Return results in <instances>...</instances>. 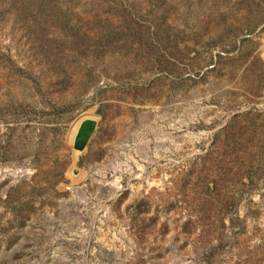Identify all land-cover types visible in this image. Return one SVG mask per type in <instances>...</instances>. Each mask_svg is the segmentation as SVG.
Returning <instances> with one entry per match:
<instances>
[{
	"label": "rangeland",
	"instance_id": "374dc122",
	"mask_svg": "<svg viewBox=\"0 0 264 264\" xmlns=\"http://www.w3.org/2000/svg\"><path fill=\"white\" fill-rule=\"evenodd\" d=\"M0 264H264V0H0Z\"/></svg>",
	"mask_w": 264,
	"mask_h": 264
},
{
	"label": "water",
	"instance_id": "95a60500",
	"mask_svg": "<svg viewBox=\"0 0 264 264\" xmlns=\"http://www.w3.org/2000/svg\"><path fill=\"white\" fill-rule=\"evenodd\" d=\"M95 127H96V120L94 119L87 118L84 121H82L73 139L74 148L77 151H82L86 147L90 137L92 136L95 130Z\"/></svg>",
	"mask_w": 264,
	"mask_h": 264
},
{
	"label": "bare ground",
	"instance_id": "6f19581e",
	"mask_svg": "<svg viewBox=\"0 0 264 264\" xmlns=\"http://www.w3.org/2000/svg\"><path fill=\"white\" fill-rule=\"evenodd\" d=\"M81 122H82V121H81ZM77 129H79V128H77ZM77 131H78V130H77ZM77 131H76V132H77ZM76 132H75V133H76ZM75 133L73 132L74 136H75ZM71 136H72V135H71ZM73 138H74V137H73Z\"/></svg>",
	"mask_w": 264,
	"mask_h": 264
},
{
	"label": "trees",
	"instance_id": "16d2710c",
	"mask_svg": "<svg viewBox=\"0 0 264 264\" xmlns=\"http://www.w3.org/2000/svg\"><path fill=\"white\" fill-rule=\"evenodd\" d=\"M62 175V173H60ZM61 181V179L59 180V182Z\"/></svg>",
	"mask_w": 264,
	"mask_h": 264
}]
</instances>
